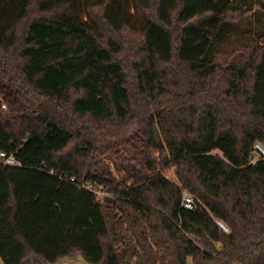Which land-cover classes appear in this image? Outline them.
Returning <instances> with one entry per match:
<instances>
[{"label":"trees","instance_id":"obj_1","mask_svg":"<svg viewBox=\"0 0 264 264\" xmlns=\"http://www.w3.org/2000/svg\"><path fill=\"white\" fill-rule=\"evenodd\" d=\"M256 143L264 0H0V264H264Z\"/></svg>","mask_w":264,"mask_h":264},{"label":"rangeland","instance_id":"obj_2","mask_svg":"<svg viewBox=\"0 0 264 264\" xmlns=\"http://www.w3.org/2000/svg\"><path fill=\"white\" fill-rule=\"evenodd\" d=\"M115 176L118 177V175L114 172ZM169 177H173L172 173H168ZM186 193H188L189 195L192 196V194H190L189 192L185 191ZM97 196L98 194H101L100 191L96 192ZM48 195L51 199V209H52V215L50 217V220L52 221V223L55 225L58 223V216H59V206H58V201L55 199V195H56V188L52 189L51 187H49V192ZM94 208H96V205H94ZM92 216H95V213L93 211V213H91ZM48 222V221H43V225ZM134 259H137V255L134 256ZM55 264H87L84 259H79L77 258V256H73L70 258H62L60 260H58ZM187 264H192L191 259L188 258L187 259Z\"/></svg>","mask_w":264,"mask_h":264},{"label":"built area","instance_id":"obj_3","mask_svg":"<svg viewBox=\"0 0 264 264\" xmlns=\"http://www.w3.org/2000/svg\"><path fill=\"white\" fill-rule=\"evenodd\" d=\"M2 106H3V108H5L4 104ZM255 147L257 149H259L264 154V149L261 147L260 144L256 143ZM0 164L8 165V166H19L20 165L19 161L16 159V157L13 153L7 152L4 150L0 151ZM89 189H91L90 186H89ZM181 205H182V207H184L186 209L194 208V198L191 195H189L188 193L184 192ZM217 223L224 230L227 229L225 227V225L220 220H217Z\"/></svg>","mask_w":264,"mask_h":264},{"label":"water","instance_id":"obj_4","mask_svg":"<svg viewBox=\"0 0 264 264\" xmlns=\"http://www.w3.org/2000/svg\"><path fill=\"white\" fill-rule=\"evenodd\" d=\"M77 258H79V259H81V260L83 259L82 256H81L80 254L77 255Z\"/></svg>","mask_w":264,"mask_h":264}]
</instances>
